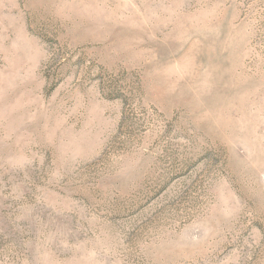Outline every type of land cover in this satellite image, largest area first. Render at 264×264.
Instances as JSON below:
<instances>
[{
  "label": "rangeland",
  "instance_id": "1",
  "mask_svg": "<svg viewBox=\"0 0 264 264\" xmlns=\"http://www.w3.org/2000/svg\"><path fill=\"white\" fill-rule=\"evenodd\" d=\"M0 264H264V0H0Z\"/></svg>",
  "mask_w": 264,
  "mask_h": 264
}]
</instances>
